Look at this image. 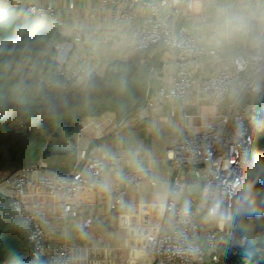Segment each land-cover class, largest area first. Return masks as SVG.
Segmentation results:
<instances>
[{"label":"built area","instance_id":"2783aa9c","mask_svg":"<svg viewBox=\"0 0 264 264\" xmlns=\"http://www.w3.org/2000/svg\"><path fill=\"white\" fill-rule=\"evenodd\" d=\"M203 0H99L108 7L114 23L135 20L142 11V23L133 41L135 51L148 50L158 45L170 53L168 64L174 73L167 86H160L150 94L143 108L152 109L166 100L179 103L183 109L189 90L199 85L201 95H207L218 103H226L222 113L207 127L196 133L182 127L177 142L166 151V159L172 168L170 194L165 214L173 220L167 230L151 236L144 251L152 257L151 264H218L219 247L223 234L229 233L232 207L243 195L245 167L252 152L250 128L259 113L258 106L264 97V26H262L261 50L249 55L245 47L235 49L234 56L221 69L210 72L199 79V63L204 56L225 53L226 48L209 49L197 42L196 26L207 21L205 9L196 12L194 3ZM72 8V4H69ZM25 11L53 24L56 10L48 1L45 5L28 4ZM257 21L253 20L252 23ZM252 32V26L247 34ZM72 42L82 39L80 31L72 33ZM57 74L68 82H77L90 73L84 65H66L63 43L55 46ZM171 117L175 115L172 107ZM182 117H186L182 113ZM112 168L118 175L122 169V158L99 159L88 151L81 153L77 165L68 174L50 172L43 164L27 170H18L0 177L2 194L10 200L15 212L30 223L27 236L33 259L45 258L48 264H75L67 245L50 242L46 229L38 220L35 209L27 205V199L39 195L57 201L52 214L56 221L67 222L78 217L76 199L82 191H93L103 184V175ZM185 170L193 176V186L199 190L202 209L194 201L180 204L181 178ZM123 186L116 187L111 209L121 207V197L131 187L142 183L154 185L149 169L123 173ZM238 184L224 198L222 209L225 216L210 217L208 209L212 197L207 198L204 190H215L224 182ZM186 209V210H185Z\"/></svg>","mask_w":264,"mask_h":264},{"label":"crops","instance_id":"0c3cea01","mask_svg":"<svg viewBox=\"0 0 264 264\" xmlns=\"http://www.w3.org/2000/svg\"><path fill=\"white\" fill-rule=\"evenodd\" d=\"M9 1L26 5L52 3L56 10L52 25L65 39L63 51L67 66L84 65L90 74L100 75L111 63L125 62L136 52L133 41L142 23V11L135 20L114 23L109 8L101 6L99 0ZM252 2L255 4L259 0ZM70 3L72 8H69ZM200 6L209 18L215 0H203L199 9ZM251 26L250 34L223 46L227 49L225 53L202 57L198 78L221 69L238 47H245L249 55L260 51L264 24L256 22ZM74 31L82 33L79 43L72 42ZM169 56L170 53L165 52L160 57V65L152 72L151 95L156 88L169 84L174 67L168 64L165 69L161 68V63H166ZM225 106L224 102L218 103L201 95L199 85H195L189 90L183 109L178 102L166 100L152 109L142 108L119 124L111 113L83 120L76 139L78 160L84 151L99 159L120 156L121 173L117 175L112 168H107L100 187L80 192L76 199L78 217L65 223L52 218L57 201L39 195L29 197L26 203L31 210L35 209L50 242L67 245L75 264H151L152 257L144 251L147 240L173 225L171 217L153 207L157 193L169 191L171 186L172 168L166 159V151L177 142L182 127L196 133L210 125ZM172 107L175 109L173 117L169 114ZM182 113L186 117H182ZM96 140H99L97 144L92 145ZM139 169H149L155 184L142 183L127 189L121 197V207L111 209L116 187L123 186V173ZM190 201H194L197 208H203L199 190L193 186V176L190 170H185L178 202Z\"/></svg>","mask_w":264,"mask_h":264},{"label":"trees","instance_id":"16d2710c","mask_svg":"<svg viewBox=\"0 0 264 264\" xmlns=\"http://www.w3.org/2000/svg\"><path fill=\"white\" fill-rule=\"evenodd\" d=\"M64 40L45 19L0 0V174L39 164L68 174L78 163L82 121L111 113L119 124L141 110L152 72L166 52L161 45L136 51L78 85L57 74L55 46ZM258 110L243 192L251 193L254 212L238 213L237 203L232 207L218 264H264V97ZM29 231L30 223L0 192V264H48L32 258Z\"/></svg>","mask_w":264,"mask_h":264},{"label":"clouds","instance_id":"9594fccd","mask_svg":"<svg viewBox=\"0 0 264 264\" xmlns=\"http://www.w3.org/2000/svg\"><path fill=\"white\" fill-rule=\"evenodd\" d=\"M253 20L264 24V0H259L255 4L252 0H215V7L211 10L208 20L196 30L197 42L209 49L221 48L228 42L246 35ZM137 166L139 167V165ZM237 184L238 180L231 183L224 182L222 187L218 186L215 190H204L206 198L209 195L212 197V204L208 209L210 217L225 216L222 209L224 198L230 195L232 188ZM170 194H172L170 191L157 193L153 207L159 213L163 214L168 210L167 199ZM250 196L251 193L247 192L236 201L238 213L252 214L254 212L251 206L253 199H250ZM228 218H231L230 214H228Z\"/></svg>","mask_w":264,"mask_h":264},{"label":"water","instance_id":"95a60500","mask_svg":"<svg viewBox=\"0 0 264 264\" xmlns=\"http://www.w3.org/2000/svg\"><path fill=\"white\" fill-rule=\"evenodd\" d=\"M26 6H27L26 4H13V7L16 9H19V10H25ZM84 81H85L84 78H79L77 80V84L79 85V84L83 83ZM223 258H224L223 255H220V260H223Z\"/></svg>","mask_w":264,"mask_h":264},{"label":"rangeland","instance_id":"374dc122","mask_svg":"<svg viewBox=\"0 0 264 264\" xmlns=\"http://www.w3.org/2000/svg\"><path fill=\"white\" fill-rule=\"evenodd\" d=\"M199 5H200V2H195L194 3V6H195V9H196V12H199L200 11V9H199ZM200 13V12H199ZM5 174H7V173H2L1 175H0V177H2L3 175H5ZM1 189H2V187H1Z\"/></svg>","mask_w":264,"mask_h":264}]
</instances>
